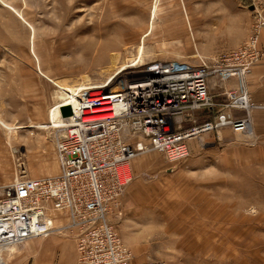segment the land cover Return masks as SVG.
<instances>
[{
  "label": "rangeland",
  "instance_id": "obj_1",
  "mask_svg": "<svg viewBox=\"0 0 264 264\" xmlns=\"http://www.w3.org/2000/svg\"><path fill=\"white\" fill-rule=\"evenodd\" d=\"M240 1L0 0V119L12 125L47 123L60 85L104 83L110 71L132 59L135 63L119 71L110 87L90 95L142 78L141 71L157 61L212 62L227 51L213 55L211 48L239 47L258 15H264V0ZM179 7L182 13H177ZM172 8L173 13L167 12ZM203 15L220 22L204 25ZM234 15L241 18L237 30L230 29ZM214 27L212 31L225 29L227 34L209 35ZM173 40L175 45L169 46ZM198 115L194 117H210ZM221 131L187 140L188 153L182 158L169 159L151 150L129 164L127 187L158 189L163 195L145 196L143 204L169 207L159 212L166 216L164 221L153 222L159 243L157 259L150 262L264 264V137L255 133L252 123L246 132ZM58 133L54 127L8 131L0 123V196L22 170L28 177L58 173ZM122 216L114 221L115 229ZM134 226L142 235L138 239L150 240L151 222ZM17 246L0 249V264Z\"/></svg>",
  "mask_w": 264,
  "mask_h": 264
},
{
  "label": "built area",
  "instance_id": "obj_2",
  "mask_svg": "<svg viewBox=\"0 0 264 264\" xmlns=\"http://www.w3.org/2000/svg\"><path fill=\"white\" fill-rule=\"evenodd\" d=\"M262 28L264 15H258L245 41L212 62L157 61L141 71L144 77L153 73L163 76L165 86L155 91L131 88L129 81L137 80L132 78L109 94L90 95L86 89L72 94L71 113L55 127L59 131L54 145L58 173L28 177L22 170L4 186L0 249L64 233L75 242L80 263L130 264L131 252L114 227L123 212L124 188L131 180L129 164L151 150L169 159L182 158L192 137L224 127L238 133L250 128V110L262 105L250 101L246 76L263 58L258 45ZM211 76H217L218 81L234 77L237 88L225 94L226 101L212 116L198 119L196 112L218 105L208 88ZM168 99L173 100V109L161 107ZM101 101L110 107L103 113L106 116L84 121L95 116L92 109L100 107ZM237 111L242 115L235 116Z\"/></svg>",
  "mask_w": 264,
  "mask_h": 264
},
{
  "label": "crops",
  "instance_id": "obj_3",
  "mask_svg": "<svg viewBox=\"0 0 264 264\" xmlns=\"http://www.w3.org/2000/svg\"><path fill=\"white\" fill-rule=\"evenodd\" d=\"M241 2V1H240ZM183 4V1H182ZM178 4H176L177 6ZM179 6V5H178ZM186 8V6H185ZM153 9V8H152ZM151 9L150 14L152 15L153 10ZM167 12H174V9H168ZM177 13H182V9L179 7L177 9ZM203 24L206 25L209 21V24H215L216 17L210 18L211 15H203ZM231 21H233V26L231 28H238V22L241 21L236 15L231 17ZM187 19V26L190 27V23ZM245 23L248 24V19L245 17ZM192 23V22H191ZM201 25V24H199ZM218 25V24H217ZM219 28V26H217ZM217 27L210 28L208 30L209 35H226L227 32L224 30L220 32H214L213 29H217ZM224 27V25H223ZM184 31L182 35H185V28L183 25ZM182 30V28L180 29ZM177 31V30H176ZM173 30L172 34L176 32ZM218 33V34H217ZM214 35V36H215ZM176 40H173L169 46H174ZM259 43L260 49L263 52V58L254 64L250 72L246 76V87L248 96L251 102L255 104L262 105V107H253L250 110V117L252 122V127L255 133L259 136L264 137V28L260 30L259 35ZM182 46H189V43L186 45L185 43H181ZM235 48H225V47H213L209 51H212L213 55L223 51H230ZM183 50V49H182ZM185 51V50H183ZM207 51V52H209ZM211 54V55H212ZM185 56V55H184ZM187 57V56H185ZM214 57V56H212ZM186 60V59H185ZM187 61V60H186ZM236 79L234 77L229 78L224 81H218L217 76H211L208 79V88L209 92L212 96L213 101L217 106H214L212 109H205L203 111H198V116H201V113H206L211 116L214 113V110L218 108L220 103L226 101L225 94L231 90L236 88ZM228 127L222 128V131L228 130ZM231 130V129H229ZM221 131V132H222ZM151 192V193H148ZM163 194L160 193L158 189H150L147 191L143 188L133 187L132 184L130 186L124 188L122 194V208H123V216L117 222L116 230L120 235V238L124 243L130 248L132 253L131 264H146L154 259H157L155 254L157 252V244L159 243L158 238H154L156 232H154V221L166 219L164 214H159V212H165L169 209V207L165 205L156 204L152 207H147L143 204L145 201V196H161ZM151 198V202L152 199ZM156 201V200H155ZM177 206L171 208L170 210L175 211ZM179 207L178 210H180ZM149 221L151 222V232H150V240L143 241L142 239H138L139 236H142L136 226L139 225V222ZM158 223L155 224L157 227ZM137 239V240H135ZM136 243H135V242ZM151 245H155L154 249H151ZM10 253H7L5 264H84L80 263L77 260V252L75 248V242L68 235H63L62 233H52L45 237H38L26 240L25 242L18 244L17 248Z\"/></svg>",
  "mask_w": 264,
  "mask_h": 264
},
{
  "label": "bare ground",
  "instance_id": "obj_4",
  "mask_svg": "<svg viewBox=\"0 0 264 264\" xmlns=\"http://www.w3.org/2000/svg\"><path fill=\"white\" fill-rule=\"evenodd\" d=\"M139 53L141 51V46L138 48ZM140 56H138L139 60ZM129 62V61H128ZM130 62L131 64H122L119 65V67L115 68L112 72L107 76V81L105 80L104 83L101 82V84L97 85H87V86H67L65 85H60L59 90L57 92L58 101L55 103V105L51 108L50 110V120L47 121V123H42V124H26V125H12L9 124L8 122H5L0 119V123L8 130L12 131L15 130L16 128H26V127H35V128H49V127H58L60 125L61 121L63 120L62 118L64 117L61 115V106H68L71 107V105L74 104L75 99L72 97V94H75L77 90L79 89H86L87 93L90 94L91 92H96L99 90H105L109 86V82L113 79V77L121 70L125 69L126 67L132 65L134 62V59H132ZM129 85L131 88H138V89H145L146 91H155L156 89H159L157 87L165 86L164 81H163V76L159 73H153L152 75H147L146 77H140L137 80H131L129 81ZM81 84V83H80ZM110 87V86H109ZM115 89H109V91H106L104 94H109ZM103 94V93H101ZM173 100L168 99L166 102L162 104V108L166 109H173ZM110 107L108 106L107 101H101L100 102V107L92 109V113L95 114L93 117H87L84 118V121H90V120H96L105 117L106 115L103 114L106 111H109Z\"/></svg>",
  "mask_w": 264,
  "mask_h": 264
},
{
  "label": "water",
  "instance_id": "obj_5",
  "mask_svg": "<svg viewBox=\"0 0 264 264\" xmlns=\"http://www.w3.org/2000/svg\"><path fill=\"white\" fill-rule=\"evenodd\" d=\"M250 8H252V6H250ZM60 110H61V115L63 116H67L71 113V109L68 106H61Z\"/></svg>",
  "mask_w": 264,
  "mask_h": 264
},
{
  "label": "trees",
  "instance_id": "obj_6",
  "mask_svg": "<svg viewBox=\"0 0 264 264\" xmlns=\"http://www.w3.org/2000/svg\"><path fill=\"white\" fill-rule=\"evenodd\" d=\"M242 1V0H241Z\"/></svg>",
  "mask_w": 264,
  "mask_h": 264
}]
</instances>
